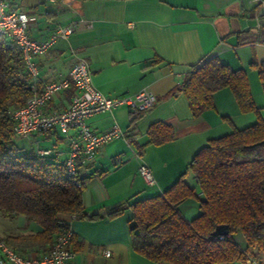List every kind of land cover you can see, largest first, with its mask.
<instances>
[{
  "label": "crops",
  "instance_id": "crops-1",
  "mask_svg": "<svg viewBox=\"0 0 264 264\" xmlns=\"http://www.w3.org/2000/svg\"><path fill=\"white\" fill-rule=\"evenodd\" d=\"M8 2L10 9L36 17L30 22L28 31L38 40L47 39L60 25L78 23L69 38L57 40L46 54L33 58L39 69L40 88L68 77L73 64L85 58L90 64L94 85L107 96L133 94L143 88L157 96L155 105L144 112L121 106L88 118L90 127L96 132H104L117 123L126 137L109 141L90 162L80 165L82 175L89 177L83 193L88 216L61 215L74 232L72 247L77 252L76 263L173 264L154 261L134 249L129 228L133 216L130 208L117 217L108 214L130 200L164 192L187 172L188 163L209 139L257 120L256 112L240 111L230 88L216 92L215 108L199 116L192 114L184 93H172L191 67L201 60L217 57L233 69H244L252 98L264 119V17L257 16L256 2ZM75 92L74 87L64 90L46 109L55 111L68 107ZM161 121L173 127L174 138L162 144L148 143L149 128ZM75 133L76 129H70L69 134ZM22 139L26 140L22 147L27 150L50 148L52 157L64 162L70 155L69 138L58 126ZM142 162L151 168L154 184L139 173ZM186 180L197 185L190 171ZM199 187L196 188L198 194L202 193ZM179 208L187 219L200 214V202L195 198L183 201ZM94 214L101 217L91 219ZM239 242L250 257L259 258L261 251L257 247H248L242 237ZM47 246H36L33 252L42 253ZM232 264H245V261Z\"/></svg>",
  "mask_w": 264,
  "mask_h": 264
},
{
  "label": "trees",
  "instance_id": "trees-1",
  "mask_svg": "<svg viewBox=\"0 0 264 264\" xmlns=\"http://www.w3.org/2000/svg\"><path fill=\"white\" fill-rule=\"evenodd\" d=\"M22 56L14 39L0 34V212L24 215L40 226L36 232L13 236L21 242L19 245L10 237L0 236L11 247L31 253L36 246L52 243L69 226L61 215L88 216L83 193L89 177L82 175L80 165L71 175L64 161L17 144L11 112L33 95L31 74ZM219 60L208 57L192 66L172 93H184L192 114L199 116L215 108L216 92L230 88L240 111L256 112L257 120L209 139L188 163L187 172L164 192L130 200L108 214L117 217L130 208L133 247L157 262L245 261L249 252L241 246L239 237L264 254V119L252 98L246 71ZM147 135V142L154 144L175 136L173 127L164 121L152 124ZM188 171L202 194H198L197 185L186 180ZM190 198L200 202V214L193 219H187L179 208Z\"/></svg>",
  "mask_w": 264,
  "mask_h": 264
},
{
  "label": "built area",
  "instance_id": "built-area-1",
  "mask_svg": "<svg viewBox=\"0 0 264 264\" xmlns=\"http://www.w3.org/2000/svg\"><path fill=\"white\" fill-rule=\"evenodd\" d=\"M49 2H69L70 0H48ZM256 2V14L264 17V0ZM35 16L26 12L10 9L8 0H0V34L16 41L25 60L26 68L31 74L33 95L27 102L13 110V132L16 138H28L32 133L49 131L55 126L69 138L70 155L65 163L71 175L77 173L79 165H85L96 155V152L115 138L126 137V133L116 123L104 132H96L88 118L97 113L112 112L125 106L133 111L151 109L157 96L148 88H143L133 94L109 97L100 91L93 83L89 61L79 58L72 66L70 75L38 86L39 69L33 58L46 54L59 39H67L76 30L78 23L73 21L64 26L56 27L47 39L38 40L30 36L29 24ZM71 87L76 89L71 104L62 109L48 111L49 103L61 92ZM70 129H76L75 134H69ZM41 155L52 153V149L38 150ZM139 173L150 183H155L151 168L144 162L139 165ZM202 194V193H200ZM74 217H76L74 215ZM73 217V218H74ZM74 232L70 226L62 229L55 239L42 253H23L11 247L0 236V264H77V252L72 247ZM107 255H110L108 252ZM245 264H264V254L259 258L248 257Z\"/></svg>",
  "mask_w": 264,
  "mask_h": 264
},
{
  "label": "rangeland",
  "instance_id": "rangeland-1",
  "mask_svg": "<svg viewBox=\"0 0 264 264\" xmlns=\"http://www.w3.org/2000/svg\"><path fill=\"white\" fill-rule=\"evenodd\" d=\"M17 144L21 147L25 145L26 140L22 138L16 139ZM40 229V226L35 221H29L24 215L16 214L6 216L0 212V235L3 237H10L13 243L21 244L20 241L12 238L15 235L28 234L33 230Z\"/></svg>",
  "mask_w": 264,
  "mask_h": 264
},
{
  "label": "water",
  "instance_id": "water-1",
  "mask_svg": "<svg viewBox=\"0 0 264 264\" xmlns=\"http://www.w3.org/2000/svg\"><path fill=\"white\" fill-rule=\"evenodd\" d=\"M224 231L225 232H227L228 231V228H226V226H225V228H224ZM220 232H217V234H219Z\"/></svg>",
  "mask_w": 264,
  "mask_h": 264
}]
</instances>
